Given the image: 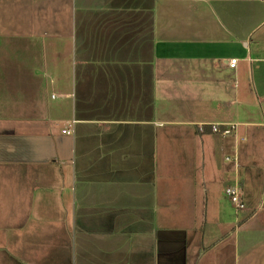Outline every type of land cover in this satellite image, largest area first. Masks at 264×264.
Instances as JSON below:
<instances>
[{
    "label": "crops",
    "instance_id": "obj_1",
    "mask_svg": "<svg viewBox=\"0 0 264 264\" xmlns=\"http://www.w3.org/2000/svg\"><path fill=\"white\" fill-rule=\"evenodd\" d=\"M259 209L264 0H0V264H239Z\"/></svg>",
    "mask_w": 264,
    "mask_h": 264
},
{
    "label": "rangeland",
    "instance_id": "obj_2",
    "mask_svg": "<svg viewBox=\"0 0 264 264\" xmlns=\"http://www.w3.org/2000/svg\"><path fill=\"white\" fill-rule=\"evenodd\" d=\"M246 208L245 203L244 209L239 212L240 222L243 223L247 219V217L245 218L246 211L245 213L243 212ZM263 213L264 209H259L258 217L241 225L239 254L242 256L239 264H264V221H261L260 217ZM238 220L236 219V222ZM246 255L247 260L245 258Z\"/></svg>",
    "mask_w": 264,
    "mask_h": 264
},
{
    "label": "built area",
    "instance_id": "obj_3",
    "mask_svg": "<svg viewBox=\"0 0 264 264\" xmlns=\"http://www.w3.org/2000/svg\"><path fill=\"white\" fill-rule=\"evenodd\" d=\"M237 63V58H232L229 62L231 67H235ZM211 132L212 133H222V134H229L232 133L234 127H229L221 124H211ZM200 130L204 131V127L200 126ZM227 160L231 159L230 157H226ZM226 195L230 198L232 203L235 206L236 211L244 209L245 202L242 198L241 188L238 184L234 186H229L226 188Z\"/></svg>",
    "mask_w": 264,
    "mask_h": 264
},
{
    "label": "trees",
    "instance_id": "obj_4",
    "mask_svg": "<svg viewBox=\"0 0 264 264\" xmlns=\"http://www.w3.org/2000/svg\"><path fill=\"white\" fill-rule=\"evenodd\" d=\"M211 127V126H210ZM211 132V128L208 129Z\"/></svg>",
    "mask_w": 264,
    "mask_h": 264
}]
</instances>
